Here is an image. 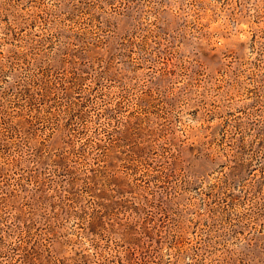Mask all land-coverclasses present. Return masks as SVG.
I'll return each mask as SVG.
<instances>
[{
  "label": "rangeland",
  "instance_id": "obj_1",
  "mask_svg": "<svg viewBox=\"0 0 264 264\" xmlns=\"http://www.w3.org/2000/svg\"><path fill=\"white\" fill-rule=\"evenodd\" d=\"M0 264H264V0H0Z\"/></svg>",
  "mask_w": 264,
  "mask_h": 264
}]
</instances>
